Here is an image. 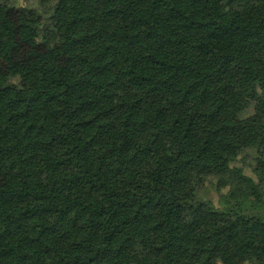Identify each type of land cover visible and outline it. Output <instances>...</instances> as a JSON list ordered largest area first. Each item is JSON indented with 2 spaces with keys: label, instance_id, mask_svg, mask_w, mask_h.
Here are the masks:
<instances>
[{
  "label": "trees",
  "instance_id": "obj_1",
  "mask_svg": "<svg viewBox=\"0 0 264 264\" xmlns=\"http://www.w3.org/2000/svg\"><path fill=\"white\" fill-rule=\"evenodd\" d=\"M13 1L0 264H264V0Z\"/></svg>",
  "mask_w": 264,
  "mask_h": 264
},
{
  "label": "rangeland",
  "instance_id": "obj_2",
  "mask_svg": "<svg viewBox=\"0 0 264 264\" xmlns=\"http://www.w3.org/2000/svg\"><path fill=\"white\" fill-rule=\"evenodd\" d=\"M27 4H28V2H26V0H15V1H13V4L11 5V7L9 9V13H8L11 20L15 21L17 19V16H18L17 12H18L19 8L24 6V5H27ZM144 28H147V26L145 25ZM120 29L125 33H132V31H133V29L126 27V26H122ZM41 51H42L41 47L37 48V56L39 58H41L40 62L45 63L48 66H51L54 70L56 68V66L59 64L57 63L54 65V64L48 63L47 61H43ZM25 52H26L25 47L19 44L15 50V53H14V62L16 64V68H18L20 62H22V61L25 62L27 60V58H25V55H24ZM0 74H1V76L6 75V64L4 62H1V61H0ZM0 183L3 186H7L11 183L10 178L5 174L4 167L2 166L1 163H0ZM184 194H185L184 192H180L181 197H183Z\"/></svg>",
  "mask_w": 264,
  "mask_h": 264
}]
</instances>
